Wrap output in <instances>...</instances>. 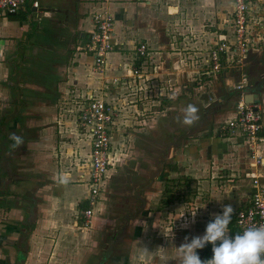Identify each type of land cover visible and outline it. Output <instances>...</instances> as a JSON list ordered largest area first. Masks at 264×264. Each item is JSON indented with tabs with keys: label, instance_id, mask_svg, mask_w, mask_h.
Masks as SVG:
<instances>
[{
	"label": "crops",
	"instance_id": "0c3cea01",
	"mask_svg": "<svg viewBox=\"0 0 264 264\" xmlns=\"http://www.w3.org/2000/svg\"><path fill=\"white\" fill-rule=\"evenodd\" d=\"M39 1L0 12V264H179L185 237L203 235L225 205L230 235L239 232L254 171L248 138L228 126L239 77L208 63L233 41L235 1ZM104 9L116 34L106 75L87 46ZM249 12L245 94L260 89L264 108V0H249ZM93 97L118 115L87 227L92 134L80 115ZM190 104L198 119L186 126ZM11 133L24 143L14 148ZM259 171L264 185V163ZM205 248L202 260L213 255L211 244L196 251Z\"/></svg>",
	"mask_w": 264,
	"mask_h": 264
},
{
	"label": "built area",
	"instance_id": "2783aa9c",
	"mask_svg": "<svg viewBox=\"0 0 264 264\" xmlns=\"http://www.w3.org/2000/svg\"><path fill=\"white\" fill-rule=\"evenodd\" d=\"M234 38L233 41H221L210 52L208 63L212 70L219 71L224 68L236 69L238 82L235 89L241 92L237 102V116L228 123L233 130H240L249 140L251 162L254 169L252 172V196L250 204L237 212L236 221L239 232L251 225L264 223V185L262 173L259 171L264 163L261 148L260 133L264 129V108L258 101L246 100L245 87L249 83V76L245 70L242 56L248 51L249 41V0H234ZM25 0H0V12L14 13ZM36 8L40 7L39 0H33ZM97 28L87 44L88 50L95 58L94 69L106 75L107 56L115 49L114 40L115 20L111 12L104 9L95 14ZM140 56L147 53V45L142 43L138 50ZM238 55L240 58H234ZM134 75L143 77L141 67H135ZM119 79L115 78L114 82ZM118 111L113 103L103 98H91L81 111L80 124L90 129L92 134L91 143V166L89 173L90 196L89 207L84 211L86 226L91 227L95 207L100 201L101 186L105 174L109 169L110 154L113 141L114 124L117 120Z\"/></svg>",
	"mask_w": 264,
	"mask_h": 264
},
{
	"label": "clouds",
	"instance_id": "9594fccd",
	"mask_svg": "<svg viewBox=\"0 0 264 264\" xmlns=\"http://www.w3.org/2000/svg\"><path fill=\"white\" fill-rule=\"evenodd\" d=\"M197 112L194 105H188L184 109L183 124L193 125L198 119ZM9 139L13 141L14 148L24 143L23 138L15 133H11ZM58 183L67 184L68 177L61 175ZM233 211L231 205H225L222 214L216 215L207 224L203 235L194 236L190 241L185 237V242L178 247L179 264H264V223L230 235ZM207 244L212 245L213 255L202 260L196 250L203 249Z\"/></svg>",
	"mask_w": 264,
	"mask_h": 264
},
{
	"label": "water",
	"instance_id": "95a60500",
	"mask_svg": "<svg viewBox=\"0 0 264 264\" xmlns=\"http://www.w3.org/2000/svg\"><path fill=\"white\" fill-rule=\"evenodd\" d=\"M262 92L260 89H251V91L247 92L246 100L249 102L257 101L261 99Z\"/></svg>",
	"mask_w": 264,
	"mask_h": 264
},
{
	"label": "trees",
	"instance_id": "16d2710c",
	"mask_svg": "<svg viewBox=\"0 0 264 264\" xmlns=\"http://www.w3.org/2000/svg\"><path fill=\"white\" fill-rule=\"evenodd\" d=\"M199 256H200V258L202 259L203 257V255H205L206 257H208V255H207V253H206V248L204 249V250H202V252H199V254H198ZM206 260V259H205Z\"/></svg>",
	"mask_w": 264,
	"mask_h": 264
},
{
	"label": "rangeland",
	"instance_id": "374dc122",
	"mask_svg": "<svg viewBox=\"0 0 264 264\" xmlns=\"http://www.w3.org/2000/svg\"><path fill=\"white\" fill-rule=\"evenodd\" d=\"M248 142H249V141H248ZM263 157H264V156H263ZM193 185H195V188H196V183H195V182L193 183ZM193 189H194V187H193ZM238 228H239V227H238Z\"/></svg>",
	"mask_w": 264,
	"mask_h": 264
}]
</instances>
